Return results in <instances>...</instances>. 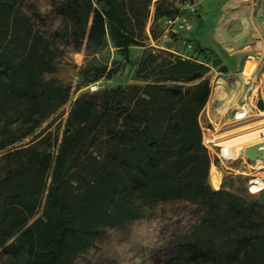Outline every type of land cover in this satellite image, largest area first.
<instances>
[{"label": "trees", "instance_id": "16d2710c", "mask_svg": "<svg viewBox=\"0 0 264 264\" xmlns=\"http://www.w3.org/2000/svg\"><path fill=\"white\" fill-rule=\"evenodd\" d=\"M150 2L52 0L63 26L49 35L34 4L0 0V254L7 264H70L108 229L177 200L206 215L168 263L186 256L188 264H264V204L254 210L209 184L199 120L211 94L205 49L198 58L149 51L134 71L141 83L81 95L60 141L50 125L42 128L71 95L70 85L48 76L58 39L87 49L111 42L133 64L131 48H147L141 36ZM155 8V18L180 14L169 0ZM118 72L97 69L89 83ZM200 229L213 233L203 237Z\"/></svg>", "mask_w": 264, "mask_h": 264}, {"label": "rangeland", "instance_id": "374dc122", "mask_svg": "<svg viewBox=\"0 0 264 264\" xmlns=\"http://www.w3.org/2000/svg\"><path fill=\"white\" fill-rule=\"evenodd\" d=\"M27 1L34 4L45 19L44 22L38 23L41 30L47 31L49 35H54L63 26L62 18L52 10V0ZM156 1L151 0L148 5L150 15L146 21L145 31L141 36L147 48L133 49L132 59L138 60L133 64L126 62L124 59L121 60V56L116 53L111 42L106 43L105 46L99 49H87L86 44L76 47L66 37L58 39L60 53L55 60L56 71L48 76L70 85L72 89L69 101L42 126V128H45L50 125L48 131L53 133L54 138H58L60 141L65 121L77 98L84 93H93L106 87H113L119 83H141L140 79L136 78L134 71L139 65V60L147 52H172L165 49L164 45L168 43L177 44L179 41L187 42L186 46L191 50L189 43L193 44V41H201V36H199L200 39L198 40L190 35L194 40L189 41L187 32L175 33L173 28H178L179 21L171 23L162 17L155 18ZM199 1L169 0L175 7L180 8L179 16L188 17L192 24L194 23L195 26H198L197 30L200 32L203 31L199 29L201 28V21H198V24L194 22L197 16L201 19L197 10L198 6L195 5L199 4ZM212 19L213 17L210 16L208 21H212ZM208 28L207 26L205 31ZM194 49L197 54H199L200 50L205 49L203 54L209 57L211 61L214 57H219V60L222 61V57L217 56L215 50L210 47L198 44L197 46L195 45ZM197 54L189 57L198 58ZM161 55L164 56L163 54ZM117 60H121L120 63ZM116 67L119 72L111 78L104 76L96 82L89 83L96 74L97 69L103 70L107 68L108 70H114ZM250 68L253 69V72L256 68V63L252 60L248 61L245 66V69ZM263 72L264 67L258 68L257 72L254 75L252 74L253 76L248 80H244L240 74H231L226 67H221L217 73L213 72L210 75L211 94L199 119L203 132V143L211 155L210 186L214 190H226L238 198L245 199L248 206H254V210L256 205L264 204V187L253 190L249 187V182L257 178L259 171L256 167V161L262 158H257L254 161L248 160L245 155L236 157L237 159L225 158L222 155L221 147L213 145L211 139L218 132L217 130L223 129L224 126L228 127L232 123H237L241 116L245 115L246 109L247 111L253 109V113L264 112V100L261 96V90L264 89V85L261 86V74ZM215 80L222 81V90L230 95V102L223 98H218L213 103L209 102ZM245 94H249V97L252 95V99H243ZM224 108L226 109L224 110ZM237 111L238 113L236 114ZM246 127L242 130H238V127H235L232 131L236 132L234 135L245 137L243 134L264 130V124ZM262 148L260 147V150L264 154V149ZM212 168L218 174L219 181L217 183L213 181L210 175ZM205 215L206 212L203 208L186 201L177 200L152 204L145 208L142 217L108 229L91 247L75 257L70 264H188L185 261L187 260L186 256L182 258L177 256L172 263H168V261L176 256H174L175 246L177 247V244L180 241L182 242L183 239L190 238L199 225H204L202 218ZM198 233L205 237L212 235L213 232L207 229H200ZM215 236L216 232H214L212 238ZM7 262L8 258L4 254H0V264H7Z\"/></svg>", "mask_w": 264, "mask_h": 264}, {"label": "crops", "instance_id": "0c3cea01", "mask_svg": "<svg viewBox=\"0 0 264 264\" xmlns=\"http://www.w3.org/2000/svg\"><path fill=\"white\" fill-rule=\"evenodd\" d=\"M234 1L200 0L199 4H195L198 6L201 19L197 16L194 22L198 24V21H201L199 29L203 31L199 32L198 26L193 23V29L187 34L198 40L201 36L200 44L214 49L217 56L222 57V61L219 57L212 59L210 75L213 72L217 73L221 67L228 68L231 74H240L250 60L256 63L253 75L258 68L264 67V0ZM210 16L213 17L212 21H208ZM207 26L209 28L205 31ZM199 42L189 43L191 50L184 41H179L177 44L168 43L164 46L169 51L191 58L190 55L197 54L194 48ZM134 48L145 49V47H133L131 53Z\"/></svg>", "mask_w": 264, "mask_h": 264}, {"label": "bare ground", "instance_id": "6f19581e", "mask_svg": "<svg viewBox=\"0 0 264 264\" xmlns=\"http://www.w3.org/2000/svg\"><path fill=\"white\" fill-rule=\"evenodd\" d=\"M235 1L238 2V0ZM252 72L253 69L251 68L244 69L240 72V75L244 80H248L251 77ZM220 80L214 81V88L212 91L211 99L209 101L211 103L215 102V100H217L218 98L227 99V102H230V96L222 90L223 83ZM225 109L226 108H224V110ZM252 110L249 109L247 111L246 109L245 115L241 116V119L238 120L237 123H232V125L230 124L228 127L224 126L223 129L217 130L218 132L213 135L211 142L213 143V145L221 147L222 155L225 158L237 159L236 157H243L245 155V149L255 144H260V147H263L262 149H264V130L261 132L254 131L251 133L249 132L243 134L245 137L234 135L236 132L232 131L235 127H238V130H242L247 128L246 126L264 124V112L253 113ZM237 113L238 111L236 112V114ZM242 151L243 154H241ZM260 158L262 159H257L256 161V167L259 171V174L256 179H252L249 182V187L253 190H258L260 187H264V171H261L264 170V154ZM210 175L214 182L217 183L219 181L218 174L213 168L211 169Z\"/></svg>", "mask_w": 264, "mask_h": 264}, {"label": "built area", "instance_id": "2783aa9c", "mask_svg": "<svg viewBox=\"0 0 264 264\" xmlns=\"http://www.w3.org/2000/svg\"><path fill=\"white\" fill-rule=\"evenodd\" d=\"M178 21H179L178 28L177 27H174L173 28V31L175 33H179V32H190L193 29V24H192L191 20L188 17L178 16L174 20H171L170 22L171 23H176ZM261 82H262L261 86L264 85V72L261 74ZM258 89H259V87H258ZM261 96H262V99L264 100V89L261 90ZM243 99H252V95H250V97H249V94H245V96L243 97Z\"/></svg>", "mask_w": 264, "mask_h": 264}, {"label": "water", "instance_id": "95a60500", "mask_svg": "<svg viewBox=\"0 0 264 264\" xmlns=\"http://www.w3.org/2000/svg\"><path fill=\"white\" fill-rule=\"evenodd\" d=\"M261 151L262 150H260V144H255V145L247 147L244 151V154L248 160L254 161L257 158H260L263 156ZM241 154H243V151L241 152Z\"/></svg>", "mask_w": 264, "mask_h": 264}]
</instances>
